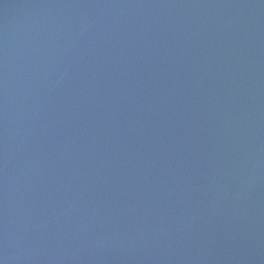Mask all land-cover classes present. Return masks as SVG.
<instances>
[{"label":"water","instance_id":"obj_1","mask_svg":"<svg viewBox=\"0 0 264 264\" xmlns=\"http://www.w3.org/2000/svg\"><path fill=\"white\" fill-rule=\"evenodd\" d=\"M0 264H264V0H0Z\"/></svg>","mask_w":264,"mask_h":264}]
</instances>
